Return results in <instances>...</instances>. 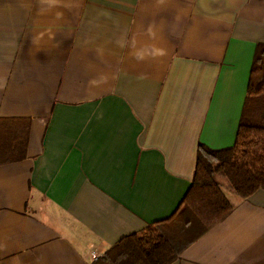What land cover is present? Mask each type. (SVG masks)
Here are the masks:
<instances>
[{
  "label": "crops",
  "instance_id": "1",
  "mask_svg": "<svg viewBox=\"0 0 264 264\" xmlns=\"http://www.w3.org/2000/svg\"><path fill=\"white\" fill-rule=\"evenodd\" d=\"M259 44L264 0H0V124L29 131L0 264H94L169 219L199 146L234 145ZM234 195L171 264H264V190Z\"/></svg>",
  "mask_w": 264,
  "mask_h": 264
},
{
  "label": "trees",
  "instance_id": "2",
  "mask_svg": "<svg viewBox=\"0 0 264 264\" xmlns=\"http://www.w3.org/2000/svg\"><path fill=\"white\" fill-rule=\"evenodd\" d=\"M28 129L0 124V163L26 157ZM241 199L264 190V44L256 48L247 97L232 147L200 145L192 184L175 213L128 236L94 264H171L184 250L224 221L233 211L223 184Z\"/></svg>",
  "mask_w": 264,
  "mask_h": 264
},
{
  "label": "rangeland",
  "instance_id": "3",
  "mask_svg": "<svg viewBox=\"0 0 264 264\" xmlns=\"http://www.w3.org/2000/svg\"><path fill=\"white\" fill-rule=\"evenodd\" d=\"M219 180L221 181V183L223 184V191L226 195V197H228L227 199L230 200L231 196H233L234 194L232 192L229 191V189L226 187L228 182L226 179L219 177ZM235 196V195H234ZM231 201V200H230Z\"/></svg>",
  "mask_w": 264,
  "mask_h": 264
},
{
  "label": "built area",
  "instance_id": "4",
  "mask_svg": "<svg viewBox=\"0 0 264 264\" xmlns=\"http://www.w3.org/2000/svg\"><path fill=\"white\" fill-rule=\"evenodd\" d=\"M97 258H98L97 255L96 254H93V259L94 260H97Z\"/></svg>",
  "mask_w": 264,
  "mask_h": 264
}]
</instances>
